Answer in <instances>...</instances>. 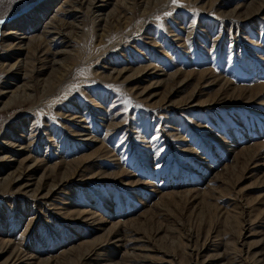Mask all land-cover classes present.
<instances>
[{"label": "rangeland", "instance_id": "1", "mask_svg": "<svg viewBox=\"0 0 264 264\" xmlns=\"http://www.w3.org/2000/svg\"><path fill=\"white\" fill-rule=\"evenodd\" d=\"M52 2L0 0V264H264V0Z\"/></svg>", "mask_w": 264, "mask_h": 264}, {"label": "bare ground", "instance_id": "2", "mask_svg": "<svg viewBox=\"0 0 264 264\" xmlns=\"http://www.w3.org/2000/svg\"><path fill=\"white\" fill-rule=\"evenodd\" d=\"M49 1L50 0H47V3ZM53 1L54 2H52V3H55V2H57L59 0H53ZM78 2H80V0H66V3L67 4H72L73 7H76V4H73V3H78ZM91 3L94 4L95 3V0H92ZM35 4H36V2H35ZM35 4H32V6L35 5ZM95 8H97V9H95ZM50 9H53V6L51 4H48L47 9H45V7H41V9L39 10V12L41 14L36 13V15H35L36 17L34 18L33 23L27 26V28H29L28 30H30L31 28H34V27L36 28L39 24H43V32H42V34H31V36L29 37V39L27 38L28 39V42H27V48H28V50L34 49L35 51H38V49H40V51L42 53H50L52 51V49H53L52 44H53V42H54V40L56 38L61 43L58 46H64V47H66V45H64V44L66 43L65 42V39L67 38L66 35H67V32H68V24L69 23H74V22H67V21H64L65 19L59 18V15H61L62 13H59V8H57L56 9V12L48 19V21H46L45 23H42L43 17L47 14V11L50 10ZM101 11H102L101 5H97V7H94L93 9H91L89 11V13H90L91 17H93L94 19H96V18H98L100 16ZM64 13H66V12H64ZM72 14L74 16H76L75 18H78L77 13H72ZM10 17H12V16L10 14H7V15L2 16L0 18V19H2L4 21L3 23H0V41L2 39H4V38H8L9 36H11L12 39H14L11 42V45L13 47H18V46L23 45V42L24 41L18 39L19 37L17 35H18L19 31L17 29H13V28H15V26L10 27L8 30H5V29L2 30L3 26L7 22V18H10ZM75 18L73 20L76 21ZM20 23L21 22H19L17 24H20ZM28 30L25 33H29ZM51 35H54V36L51 37ZM77 37L79 38L78 35H77ZM36 42H39V44L38 45H34V43H36ZM40 59L41 58L39 56L38 58H35L33 60V67H35L36 61H39ZM14 65H17V64L15 63ZM11 92H12V96L16 100H22V98H20V97H24V98L29 97V95L26 94L25 92H23L22 95H19V94H17V92H14V91H11ZM35 122H37V121H35ZM17 123H20V121L18 120ZM81 124L82 123L79 124V127L82 128V125ZM36 125L38 126L39 124H34L33 123V125L31 127H29V129H27V130L25 128H24L25 130L24 129H21V131H23V132H29V135H30V137L28 139V142L27 143L25 142V146L22 145V144H24V142H22L21 145L20 144H16L14 142V143L11 144L12 148H15V146H17V147L20 146V148H22V149H25V150L27 149L28 152H33V149L32 148H36L35 141L38 138V132L41 129L40 127L37 128ZM78 130L79 129L75 128L73 131L76 132ZM23 132L22 133L20 132L21 134H19V136H24V133ZM21 139H22V137H21ZM0 148H2V147H0ZM19 172L20 173H18L17 177L31 175L30 174V171L25 172V173L22 174L21 168H20ZM17 177L11 178V175H8L5 178L0 179V184L6 183V182H11L12 180L17 179ZM41 180L42 179H39L38 183L35 186L36 187V191H38L40 189V187H41Z\"/></svg>", "mask_w": 264, "mask_h": 264}, {"label": "snow or ice", "instance_id": "3", "mask_svg": "<svg viewBox=\"0 0 264 264\" xmlns=\"http://www.w3.org/2000/svg\"><path fill=\"white\" fill-rule=\"evenodd\" d=\"M171 2L173 3V4H176L177 2H178V0H171ZM168 13H166V15H167ZM4 21L2 20V19H0V23H3Z\"/></svg>", "mask_w": 264, "mask_h": 264}]
</instances>
